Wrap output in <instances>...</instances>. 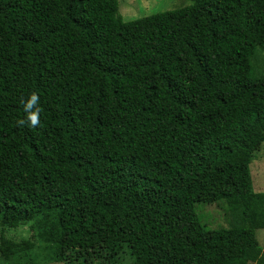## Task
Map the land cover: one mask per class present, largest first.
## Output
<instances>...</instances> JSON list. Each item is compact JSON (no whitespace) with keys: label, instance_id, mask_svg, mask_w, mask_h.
<instances>
[{"label":"trees","instance_id":"16d2710c","mask_svg":"<svg viewBox=\"0 0 264 264\" xmlns=\"http://www.w3.org/2000/svg\"><path fill=\"white\" fill-rule=\"evenodd\" d=\"M256 51L264 0L127 22L117 0H0V220L32 218L59 263L264 264ZM32 92L40 126H18ZM220 200L235 225L205 230L194 205Z\"/></svg>","mask_w":264,"mask_h":264},{"label":"rangeland","instance_id":"374dc122","mask_svg":"<svg viewBox=\"0 0 264 264\" xmlns=\"http://www.w3.org/2000/svg\"><path fill=\"white\" fill-rule=\"evenodd\" d=\"M191 3L192 0H117V12L122 21L127 22ZM252 62L256 74L264 76V51H256ZM248 170L253 192L264 193V142L253 155ZM194 212L205 230L229 228L235 225V217L222 200L212 204H195ZM1 234L3 239L16 245V248H12V255L7 260L0 254V264H65L52 260L49 245L37 239V230L32 218L4 223L0 220ZM254 234L258 245L264 249V229L255 230ZM27 245H30L29 249ZM100 261L97 258L91 259L90 262L79 259L73 264H100ZM116 261L118 264H133L132 256L125 246L117 254Z\"/></svg>","mask_w":264,"mask_h":264},{"label":"clouds","instance_id":"9594fccd","mask_svg":"<svg viewBox=\"0 0 264 264\" xmlns=\"http://www.w3.org/2000/svg\"><path fill=\"white\" fill-rule=\"evenodd\" d=\"M21 104L23 105L24 112L26 113V117L24 119H19L16 121L18 126L24 127H39L40 126V112L42 109L39 107L40 105V97L36 92H32L27 102L25 103L23 98L21 99Z\"/></svg>","mask_w":264,"mask_h":264}]
</instances>
